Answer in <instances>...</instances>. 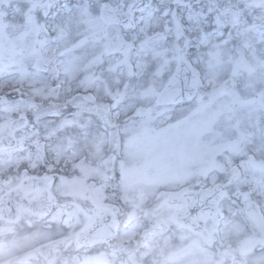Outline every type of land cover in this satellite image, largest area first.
<instances>
[{
	"label": "snow or ice",
	"instance_id": "obj_1",
	"mask_svg": "<svg viewBox=\"0 0 264 264\" xmlns=\"http://www.w3.org/2000/svg\"><path fill=\"white\" fill-rule=\"evenodd\" d=\"M0 264H264V0H0Z\"/></svg>",
	"mask_w": 264,
	"mask_h": 264
},
{
	"label": "rangeland",
	"instance_id": "obj_2",
	"mask_svg": "<svg viewBox=\"0 0 264 264\" xmlns=\"http://www.w3.org/2000/svg\"><path fill=\"white\" fill-rule=\"evenodd\" d=\"M92 254H95V253H92Z\"/></svg>",
	"mask_w": 264,
	"mask_h": 264
}]
</instances>
